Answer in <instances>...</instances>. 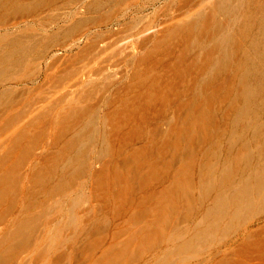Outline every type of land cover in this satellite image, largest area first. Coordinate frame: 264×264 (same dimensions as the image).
Masks as SVG:
<instances>
[{"label": "rangeland", "instance_id": "obj_1", "mask_svg": "<svg viewBox=\"0 0 264 264\" xmlns=\"http://www.w3.org/2000/svg\"><path fill=\"white\" fill-rule=\"evenodd\" d=\"M1 1L0 264H264L258 0Z\"/></svg>", "mask_w": 264, "mask_h": 264}, {"label": "bare ground", "instance_id": "obj_2", "mask_svg": "<svg viewBox=\"0 0 264 264\" xmlns=\"http://www.w3.org/2000/svg\"><path fill=\"white\" fill-rule=\"evenodd\" d=\"M2 1L0 0V4ZM218 4L220 5H226L230 11L236 12V7L232 4V0H218ZM25 3L20 2L18 4L19 9L20 8H26L23 7ZM76 14H79V10H73V13L71 15V23L67 25L64 31L62 33H67L76 30L79 26L82 25L83 22L89 21L90 18L85 17L83 14L76 16ZM247 29H252L256 27L258 29L257 32H255L252 35V39L250 40V48L252 51L256 53V57H244L242 58L241 61H238L237 64H242L241 69L239 73L242 75L243 79H247L249 76H253L256 78L257 84L254 86H250L248 84H244L240 87L239 92H238V99L241 100L242 102H249V98L251 93L254 91V88L257 87H262L264 86V76L262 77L260 75V65H264V0H258L257 4L253 7V17L248 20V23L245 25ZM60 30V29H59ZM60 32V31H59ZM56 33V32H55ZM56 34H59L58 32ZM51 37H47L45 40V36L40 40L36 39L35 41H30L28 42L29 45L26 46V48H35L38 46L39 43L44 40V42L41 44V46H47L51 41L52 38L54 37V34ZM233 41V34L232 32H229L226 34V37L221 41V44L225 45V50L223 59L225 58L226 55H230V50L228 45L230 42ZM43 47V48H44ZM240 47V45H239ZM250 64H252L250 66ZM254 87V88H253ZM193 111L195 112H200V108L194 107L190 109L191 113ZM193 113V112H192ZM186 131L190 133H194L193 128L187 129ZM264 171V166L260 169V171L257 172V176L260 178L261 174ZM184 171H179L177 174V178L174 180V185L176 186H181L182 185V179H183ZM260 184V183H259ZM259 187H255L252 189L249 186V183L247 182L246 184L243 183V185H240L237 188H231L228 192V196L225 197L226 195L219 190L220 195L217 197V201L214 204V206L211 209V212H215L218 210H222L226 204L233 205L234 206V215H238L241 213L242 210H244L246 207L251 202V195L255 191H259Z\"/></svg>", "mask_w": 264, "mask_h": 264}]
</instances>
